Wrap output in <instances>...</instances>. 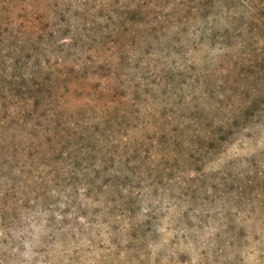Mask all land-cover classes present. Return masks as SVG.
Masks as SVG:
<instances>
[{"label":"rangeland","instance_id":"rangeland-1","mask_svg":"<svg viewBox=\"0 0 264 264\" xmlns=\"http://www.w3.org/2000/svg\"><path fill=\"white\" fill-rule=\"evenodd\" d=\"M0 264H264V0H0Z\"/></svg>","mask_w":264,"mask_h":264}]
</instances>
